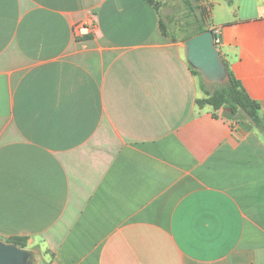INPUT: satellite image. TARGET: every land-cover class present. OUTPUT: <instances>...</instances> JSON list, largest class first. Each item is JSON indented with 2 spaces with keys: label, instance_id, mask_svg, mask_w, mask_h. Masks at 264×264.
<instances>
[{
  "label": "crops",
  "instance_id": "0c3cea01",
  "mask_svg": "<svg viewBox=\"0 0 264 264\" xmlns=\"http://www.w3.org/2000/svg\"><path fill=\"white\" fill-rule=\"evenodd\" d=\"M208 2L264 117V0ZM160 18L147 0H0L2 241L41 264H264V137L197 104Z\"/></svg>",
  "mask_w": 264,
  "mask_h": 264
},
{
  "label": "trees",
  "instance_id": "16d2710c",
  "mask_svg": "<svg viewBox=\"0 0 264 264\" xmlns=\"http://www.w3.org/2000/svg\"><path fill=\"white\" fill-rule=\"evenodd\" d=\"M147 1H149L157 11H159L158 1ZM185 3L193 13L195 29L189 32L182 39L180 38L183 42L197 33L203 32L206 29H210L206 23L207 18L209 17V12L207 14L206 12H204L203 7L198 4H193L191 0H185ZM206 14L208 16L207 18ZM160 19V27L163 33L165 35L170 34L171 38L175 39L177 36L171 34L167 30L162 18ZM214 36L215 40L219 38L216 33H214ZM222 60L225 63L227 75L223 82L214 83L215 85L213 90L207 88L206 81L203 79L201 73L189 63L193 74L197 75L199 78V86L204 94L203 97L197 99V104L200 106L209 104L213 107L214 110L222 108V114L228 118H232L235 120L246 119L254 127H256L264 137V117L260 113V104L249 96L247 91L242 86L241 82L235 77L234 73L230 69L229 63L223 58ZM5 242L15 244L20 248H25L27 237L10 236L6 239Z\"/></svg>",
  "mask_w": 264,
  "mask_h": 264
},
{
  "label": "water",
  "instance_id": "95a60500",
  "mask_svg": "<svg viewBox=\"0 0 264 264\" xmlns=\"http://www.w3.org/2000/svg\"><path fill=\"white\" fill-rule=\"evenodd\" d=\"M187 61L207 82H223L227 71L215 43L212 29H206L184 41ZM32 254L25 248L0 239V264H29Z\"/></svg>",
  "mask_w": 264,
  "mask_h": 264
},
{
  "label": "rangeland",
  "instance_id": "374dc122",
  "mask_svg": "<svg viewBox=\"0 0 264 264\" xmlns=\"http://www.w3.org/2000/svg\"><path fill=\"white\" fill-rule=\"evenodd\" d=\"M156 1H158L161 18L165 23L167 30L171 34L182 39L189 32L195 29L193 13L191 9L186 5L185 0H156ZM191 2L193 4H198L201 7H203L204 12L208 14L209 12L208 0H191ZM207 14H206V18L208 17ZM214 83L215 82L206 81L207 88L213 90L215 85ZM29 264H41V263L38 257L35 258L32 257Z\"/></svg>",
  "mask_w": 264,
  "mask_h": 264
},
{
  "label": "built area",
  "instance_id": "2783aa9c",
  "mask_svg": "<svg viewBox=\"0 0 264 264\" xmlns=\"http://www.w3.org/2000/svg\"><path fill=\"white\" fill-rule=\"evenodd\" d=\"M76 30H77L78 33H85L87 31V26H85V25L77 26ZM218 42H219V39L217 38L215 40V43H218Z\"/></svg>",
  "mask_w": 264,
  "mask_h": 264
}]
</instances>
